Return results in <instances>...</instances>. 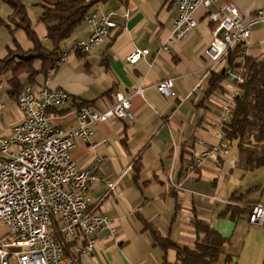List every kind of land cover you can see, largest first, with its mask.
Wrapping results in <instances>:
<instances>
[{
	"label": "crops",
	"instance_id": "1",
	"mask_svg": "<svg viewBox=\"0 0 264 264\" xmlns=\"http://www.w3.org/2000/svg\"><path fill=\"white\" fill-rule=\"evenodd\" d=\"M218 2L234 3L245 17L262 9L264 18V0ZM177 5L178 0L98 3L90 13H111L115 20L105 41L59 61L49 76L35 77L34 83L62 88L71 96L70 102L51 111L53 124L66 131L78 125L77 106L99 112L111 107L116 91L132 96L126 118L99 122L93 128L95 135L86 142L77 141L70 155L81 170L95 173L96 178L88 182L87 198L110 218V227L94 234L91 252L79 253V264H162L164 258L173 263L176 250L165 253L156 246L152 230L179 246L192 247L198 237V222L216 228L223 236L230 235L225 236L229 240L239 225L246 224L243 227L248 234L249 226H255L249 223V214L236 222L221 217L226 205L235 204L239 193L249 190L241 189L239 179L252 171L245 173L236 165L234 145L220 155L211 151L224 138L223 110L235 89L233 74L216 88L210 87L212 74L230 68L224 62L212 66L206 55L218 23L209 21V10L201 6L194 14L197 26L188 38L171 42ZM26 7L39 40L49 45L47 29L39 25L34 8ZM93 29L88 19L82 21L61 50L88 39ZM14 37L24 51L33 47L24 30L16 29ZM167 43L170 46L164 49ZM245 48L250 57L264 55V19L252 26ZM9 49L16 50L12 41L0 51V60ZM136 49L148 53L131 64L128 57ZM241 63L242 59H235V64ZM168 78L175 80V97L163 96L155 88ZM14 103L7 109L6 123L0 120V137L7 138L21 120L22 112ZM258 187L247 197L251 206L264 205V191L258 195L263 186Z\"/></svg>",
	"mask_w": 264,
	"mask_h": 264
},
{
	"label": "built area",
	"instance_id": "2",
	"mask_svg": "<svg viewBox=\"0 0 264 264\" xmlns=\"http://www.w3.org/2000/svg\"><path fill=\"white\" fill-rule=\"evenodd\" d=\"M201 6L209 10L208 20L218 23L214 40L205 49L216 66L226 62L234 45L245 44L255 22L264 19L262 9L245 17L232 2L219 5L218 0H178L171 42L188 38L197 26L194 14ZM111 16L90 13L87 19L94 28L92 35L61 52L59 60L65 62L76 51H88L105 41L115 26ZM147 53L136 49L128 61L135 64ZM231 70L226 73L232 74ZM173 86L174 80L169 78L155 87L162 95L175 97ZM18 97L22 119L7 139L0 137V223L7 230L0 232V264H79V253L91 252L94 234L110 227V218L87 198L88 182L96 178L95 173L81 170L70 155L77 141L86 142L95 135L96 124L128 116L131 95L115 92L112 107L102 112L77 107L78 125L70 131L56 128L49 112L70 101L64 90L28 86ZM230 101L223 110L225 123L231 116ZM227 149L228 143L221 140L211 151L220 155ZM252 207L249 222L264 225V205ZM64 240L75 242L71 254L66 252Z\"/></svg>",
	"mask_w": 264,
	"mask_h": 264
},
{
	"label": "trees",
	"instance_id": "3",
	"mask_svg": "<svg viewBox=\"0 0 264 264\" xmlns=\"http://www.w3.org/2000/svg\"><path fill=\"white\" fill-rule=\"evenodd\" d=\"M106 0H41L43 7L39 15V23L47 29L46 40L49 45L39 40L36 30L27 14V7L22 0H0L12 9L13 26L5 19H0L7 30L10 31L11 40L16 50L9 49L8 54L0 60V80L5 73H10L7 78L9 87L7 95L17 101L19 92L25 86L34 84L35 77L39 75L49 76L57 70V64L62 52V45L73 35L75 27L87 19L90 11L100 2ZM11 17V16H10ZM16 29H22L27 39L33 43L29 51H24L22 46L14 40ZM245 44L234 45L229 51L226 62L241 76L235 86L240 90L239 96L233 97V109L231 119L222 124L224 138L237 149V163L245 173L256 171L264 166V55L250 57L245 54ZM76 53H80L79 51ZM235 59H242L241 64H235ZM210 78L211 89L226 80L229 75L224 69L212 74ZM1 85V84H0ZM84 105H80L82 107ZM257 188H251L246 193H239L233 205H226L222 216H228L230 221L236 222L240 216L251 214L252 207L247 200L249 192ZM240 202V203H237ZM249 217V216H248ZM197 241L189 245L179 246L169 237H163L158 230H152V238L165 253L170 249L177 252V258L173 263H168L164 258L162 264H212L217 262L224 254L225 246L230 241L228 237L221 235L216 228L203 222L197 223ZM65 241V250L72 253L71 248L75 242ZM226 256V259H229Z\"/></svg>",
	"mask_w": 264,
	"mask_h": 264
},
{
	"label": "rangeland",
	"instance_id": "4",
	"mask_svg": "<svg viewBox=\"0 0 264 264\" xmlns=\"http://www.w3.org/2000/svg\"><path fill=\"white\" fill-rule=\"evenodd\" d=\"M24 4H26L28 7H33L34 8V12L36 14V17L39 18L43 10V7H41L39 4L41 2V0H23ZM11 11L12 9L10 8V6L8 4H5V3H0V18H4L8 23H10V26H13L14 22H13V15H11ZM111 14V13H109ZM103 15V14H102ZM113 15V14H112ZM11 16V17H10ZM103 16H108V15H103ZM112 17V16H111ZM38 21V19H36ZM4 23V22H3ZM2 23V24H3ZM32 24V23H31ZM41 27H43V25H41V23L39 24ZM32 27L34 28L33 24H32ZM115 27V26H114ZM113 27V28H114ZM93 28V27H92ZM112 29V28H111ZM110 29V31H111ZM94 30V29H93ZM93 33V32H92ZM110 34V32H109ZM251 35V34H250ZM11 34H10V31L7 30V28L2 25L0 26V51H3L5 48H7L8 45H10V41L11 40ZM89 38V37H88ZM87 40V39H86ZM77 41H75L76 43ZM79 42V41H78ZM68 43V42H67ZM74 43V44H75ZM73 44V45H74ZM72 45V46H73ZM71 46V47H72ZM70 47V48H71ZM69 48V49H70ZM67 49V50H69ZM92 49V48H91ZM89 49V50H91ZM66 50V51H67ZM88 50V51H89ZM64 51V50H63ZM62 51V52H63ZM88 51H83V52H88ZM65 52V51H64ZM78 52V51H76ZM75 52V53H76ZM80 52V51H79ZM83 52H80V53H83ZM74 53V54H75ZM73 55V54H72ZM207 55V54H206ZM71 57V56H70ZM208 57V56H207ZM209 60V59H208ZM60 61V60H59ZM64 61V60H63ZM62 61V62H63ZM210 61V60H209ZM210 63L212 64V66H216L214 65L215 63H213L212 61H210ZM223 63V62H222ZM220 63V64H222ZM225 64L228 65V62H224ZM219 64V65H220ZM232 69L231 66L230 68H225L224 71H225V74L226 75H229L226 73L227 70H230ZM232 74L234 75L233 78L237 80V83L240 81L241 79V76L237 74V72L233 71V69L231 70ZM230 74V75H232ZM229 75V77H230ZM11 74L10 73H5V75L1 78L0 80V86H1V89H0V120L2 119V121L4 123H6V118L8 117V108L9 107H13L14 106V100L13 98L9 97L7 95V88L9 87V84L7 83V78L10 77ZM169 79V78H168ZM174 85H175V80H174ZM28 86H33V87H41V88H48L49 90H58V89H61L63 90L62 88H58V89H52L50 88L49 86H47L46 84L44 86H40L36 83L34 84H31V85H28ZM28 86H25L24 88H27ZM23 88V89H24ZM156 88V87H155ZM22 89V90H23ZM236 89V90H235ZM235 89L232 91V94L230 97H228V100H231L230 102H232V105L231 107H233V97L240 94V90L235 86ZM173 90V88H172ZM239 92V94H236L234 95V91H237ZM65 91V90H64ZM21 92V90H20ZM19 92V93H20ZM118 92V91H116ZM175 92V91H174ZM119 93V92H118ZM115 94V92H114ZM176 94V93H175ZM125 95V94H124ZM128 95V94H126ZM164 96V95H163ZM165 96H170V95H165ZM114 97V95H113ZM72 99V98H71ZM70 99V101H71ZM131 100H132V96H131ZM130 100V101H131ZM18 101H19V98L17 99L16 103L18 104ZM69 101V102H70ZM65 103V102H64ZM63 103V104H64ZM68 103V102H66ZM65 103V104H66ZM16 104V106H17ZM61 104V105H63ZM113 104V102H112ZM2 105V106H1ZM59 105V107L61 106ZM131 106V105H130ZM3 107V108H2ZM18 107V106H17ZM59 107L57 109H59ZM77 107H80V106H77ZM82 107H85V106H82ZM87 107V106H86ZM112 107V105H111ZM90 108V107H89ZM78 109V108H77ZM91 109V108H90ZM233 109V108H232ZM231 109V111H232ZM52 110H55V109H50V114L52 116V113L51 111ZM93 110V109H91ZM105 111V110H104ZM97 112V111H96ZM99 112H102V111H99ZM231 115V113H230ZM23 116V114H22ZM22 116H21V119H22ZM232 115L230 116V119H231ZM126 118V117H125ZM114 119V118H112ZM111 119V120H112ZM122 119V118H121ZM21 121V120H20ZM110 121V120H109ZM52 122V121H51ZM104 122V121H102ZM108 122V121H107ZM230 122V120H229ZM20 123V122H19ZM223 123H225L223 121ZM222 123V124H223ZM228 123V122H227ZM99 124V123H98ZM18 125V124H17ZM15 125V126H17ZM54 125V124H53ZM97 125V124H96ZM13 126V127H15ZM57 128V127H56ZM13 129V128H12ZM11 134V133H10ZM8 138V137H7ZM6 138V139H7ZM221 140H225V138L221 139ZM227 142V141H226ZM220 143V141H219ZM228 143V149L230 147V143ZM227 149V150H228ZM225 150V151H227ZM223 151V152H225ZM221 154V153H220ZM244 174V173H243ZM240 181V184L241 185V189H243L244 191L252 188L253 186L254 187H258V186H263V188H261V191L259 192L260 194H258L259 196L262 194L263 195V191H264V166L262 168H260L259 170L257 171H252L250 173H248L246 176H244L241 180L239 179ZM237 184V186H239ZM239 195V194H238ZM252 195L254 196L253 193H251V198ZM258 195H255V197H259ZM264 200V199H263ZM258 204V203H256ZM260 204V203H259ZM255 205V204H254ZM253 206V205H252ZM251 206V207H252ZM253 208V207H252ZM250 223V222H249ZM251 224V223H250ZM252 225V224H251ZM243 226L247 227L246 224L245 225H239L238 228L235 230V233H234V236L231 237L230 241L226 244L225 246V251H224V254L222 256H220L219 260L212 264H264V228H263V225L262 226H258V227H262V228H256L255 226H249V234L246 233V228H244ZM0 232H4V234L7 232V230L3 229V227L1 226V223H0ZM225 236H230V235H225ZM229 256V259H226V256Z\"/></svg>",
	"mask_w": 264,
	"mask_h": 264
}]
</instances>
